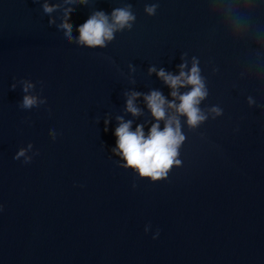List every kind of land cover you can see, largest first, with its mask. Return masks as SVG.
Listing matches in <instances>:
<instances>
[{
	"label": "water",
	"instance_id": "water-1",
	"mask_svg": "<svg viewBox=\"0 0 264 264\" xmlns=\"http://www.w3.org/2000/svg\"><path fill=\"white\" fill-rule=\"evenodd\" d=\"M126 6L132 27L89 48L64 39L62 9L49 24L42 0H0V264H264V0H89L72 36ZM185 53L205 78L201 109L223 114L180 117L182 163L153 182L112 154L116 117L147 133L142 96L133 117L126 93L171 99L148 69L177 74ZM23 81L45 102L21 108ZM29 144L30 163L13 158Z\"/></svg>",
	"mask_w": 264,
	"mask_h": 264
},
{
	"label": "clouds",
	"instance_id": "clouds-1",
	"mask_svg": "<svg viewBox=\"0 0 264 264\" xmlns=\"http://www.w3.org/2000/svg\"><path fill=\"white\" fill-rule=\"evenodd\" d=\"M89 0H42V10L48 14L49 24L56 23L52 13L62 9L58 29L62 30L65 40L73 41L78 45L89 48L105 47L107 42L114 39V33L125 28L130 29L136 17L132 13L130 6L113 9L106 14L104 11H94L87 20L76 28L77 37L72 36L73 25L70 23L71 14L76 5H87ZM63 6V7H62ZM157 4L147 6L144 11L148 15H155ZM239 25V17L236 18ZM177 66L178 73L173 74L163 68L157 69L154 66L148 69L149 75L155 73L156 77L170 90L169 98H166L159 90H151L147 94L131 91L126 93L124 111L133 117L142 115V110L137 106L136 100L142 96L145 107L153 120L147 133L143 124H137L132 129V121L124 120L122 116H117V126L114 129L115 147L111 149L113 155H117L123 161L120 167L134 170L140 178H147L150 181H160L166 179L169 171L174 166H180L182 161L178 159L179 149L186 137L181 130L180 117H184L189 128H196L212 115L216 118L223 114L219 106H212L204 111L200 104L208 96V89L205 78L201 75L199 60L193 56L190 61L184 59ZM23 96L21 108L30 109L38 103L34 95L28 94L34 85L29 81H23ZM11 87L14 89L15 84ZM189 89L181 92V89ZM249 106L256 102L253 97L247 98ZM105 131H107L108 119H105ZM161 123L163 127L161 128ZM51 136L55 133L50 132ZM29 144L27 149L21 148L13 157L19 160L24 157L25 164L30 163L32 157L26 155V151L31 150ZM159 233H157L158 235ZM155 239V237H153Z\"/></svg>",
	"mask_w": 264,
	"mask_h": 264
}]
</instances>
